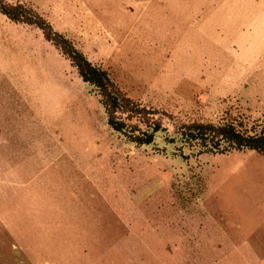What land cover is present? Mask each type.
<instances>
[{"label": "rangeland", "instance_id": "374dc122", "mask_svg": "<svg viewBox=\"0 0 264 264\" xmlns=\"http://www.w3.org/2000/svg\"><path fill=\"white\" fill-rule=\"evenodd\" d=\"M17 3L166 129L114 131L71 58L0 11V264H264V153L167 141L264 128V0H0Z\"/></svg>", "mask_w": 264, "mask_h": 264}, {"label": "trees", "instance_id": "16d2710c", "mask_svg": "<svg viewBox=\"0 0 264 264\" xmlns=\"http://www.w3.org/2000/svg\"><path fill=\"white\" fill-rule=\"evenodd\" d=\"M7 6H0L3 14L14 21L38 26L46 39L52 41L71 58L83 81L96 90L106 113L107 123L114 131L135 144L143 145L153 143L157 134L166 129L162 124L164 112L144 106L132 99L106 69L92 64L73 48L81 57V61L75 62L72 54L66 51L65 46L53 37L49 28L42 22L11 11L15 6L22 8L26 5L17 3L14 6ZM27 9L30 11L27 10L28 13L44 21L33 8L27 7ZM167 141L174 144L175 151L181 154H184L185 150L191 154H201L243 149L264 153V128H257L255 125L248 127L239 118L227 116L217 122L193 121L184 124Z\"/></svg>", "mask_w": 264, "mask_h": 264}]
</instances>
